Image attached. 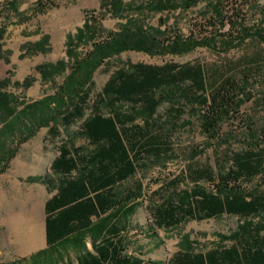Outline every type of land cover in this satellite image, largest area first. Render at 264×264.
Segmentation results:
<instances>
[{
    "label": "trees",
    "instance_id": "obj_1",
    "mask_svg": "<svg viewBox=\"0 0 264 264\" xmlns=\"http://www.w3.org/2000/svg\"><path fill=\"white\" fill-rule=\"evenodd\" d=\"M196 1L149 0L148 4L155 11H164L185 2L188 7ZM115 7L122 8L120 1L116 0ZM161 34L157 28L148 30L131 20L106 40L93 43L81 58L73 57V50H68L74 61L63 82L53 94L32 102L19 100L7 91V79H0V172L14 156V146L27 141L38 129L47 126L55 138L60 137L61 128L68 131L72 124H79L76 133H67V141L57 147L58 154L50 164L52 177H46L48 191H54L44 203L47 247L18 264H72L55 259L58 249L76 250L77 264H264V223L253 220L264 214V191H247L241 184L264 172V150L255 147L234 154L225 173L208 166L190 169L193 187L180 189L184 179L177 177L170 181L169 194L163 201L150 207L153 225L161 229L176 227L187 219L203 220L223 214L244 219L231 235L229 245L200 251L186 246L176 250L165 263L144 260L129 251L136 244L126 236L129 218L139 205L143 187L138 183L119 195L115 186L133 176L146 159L174 151L170 132L155 120L158 108L170 99L169 93L163 91L171 92L185 84L186 95L194 94L192 100L208 110L200 126L210 138L216 136L217 124L230 109L241 105L239 82L224 68L199 63L123 64L99 92H94V71L106 58L121 51L164 55L182 54L200 45L228 49L240 37L233 23L230 32L200 40L175 34L163 38ZM67 68L61 60L38 66L45 79L64 74ZM117 102L129 103L131 111L115 110L108 115L102 112L104 104ZM138 109L144 114L143 124L135 122ZM76 138L84 145H76ZM200 181L212 188L199 185ZM87 239H91V249L86 246Z\"/></svg>",
    "mask_w": 264,
    "mask_h": 264
},
{
    "label": "rangeland",
    "instance_id": "obj_2",
    "mask_svg": "<svg viewBox=\"0 0 264 264\" xmlns=\"http://www.w3.org/2000/svg\"><path fill=\"white\" fill-rule=\"evenodd\" d=\"M117 1L122 10L116 9V0H0V79H7V91L19 100L32 102L53 94L63 82L74 61L68 50H73V57L81 58L93 43L106 40L131 20L148 30L157 28L163 38L175 34L198 40L213 34L221 36L231 31L232 23L236 24L243 40L239 37L231 48L200 45L182 54L164 55L124 50L106 58L92 78L94 92H99L123 64L199 63L224 68L239 82L241 105L231 108L217 124L214 138L207 137L200 126L207 108L192 100L194 94L186 95L185 84L171 92L163 91L169 93L170 99L158 108L155 120L170 132L174 151L146 159L133 176L115 186L122 195L142 184V196L129 218L126 233L127 239L136 243L129 251L140 258L165 263L176 250L186 246L196 251L227 246L244 219L223 214L203 220L187 219L176 227L161 229L153 225L150 207L163 201L169 194L170 181L177 177L184 179L180 189L193 187L190 169L208 166L225 173L239 151L248 147L264 150V0H197L191 6L185 2L164 11L152 9L149 0ZM60 60L68 66L65 73L43 78L38 66ZM115 110L128 112L131 106L124 102L102 106L106 115ZM136 114L135 122L143 124L142 111L138 109ZM78 125L72 124L68 131L61 128L60 137L55 138L47 126L42 127L27 141L12 145L16 152L0 172V264H18L47 247L44 203L54 191H48L46 177H52L50 164L58 154L57 147L67 141L68 134L76 133ZM75 144L84 145V141L76 138ZM241 184L247 191H264V172ZM199 185L211 187L203 181ZM253 218L264 223V214ZM86 246L92 248L91 239H87ZM75 251L58 249L55 259L77 264Z\"/></svg>",
    "mask_w": 264,
    "mask_h": 264
}]
</instances>
